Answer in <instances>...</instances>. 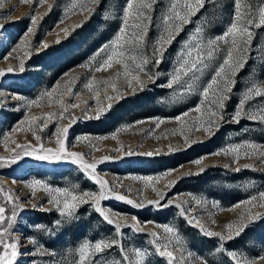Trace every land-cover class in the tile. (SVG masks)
<instances>
[{"label":"rangeland","instance_id":"rangeland-1","mask_svg":"<svg viewBox=\"0 0 264 264\" xmlns=\"http://www.w3.org/2000/svg\"><path fill=\"white\" fill-rule=\"evenodd\" d=\"M148 2L151 9L142 11L150 21L129 17L126 30L131 34L135 23L147 26L142 49L130 53L137 59L125 61L128 71L138 74L144 82L141 88L138 81L125 75L123 63L95 71L111 53V47L104 49V46L111 45L124 26L123 16L129 0H44L42 3L39 0L27 3L0 0V70L5 73L0 76V157L8 158L0 160V207L5 208L6 218L0 223V232L7 227L8 218L15 211L12 227L3 236L6 243L19 241L13 264H78L80 246L85 242L94 245L100 240H119L125 251L113 246L93 254L86 264H137L135 249L147 254L145 264H169L168 258L160 256L153 243L154 240L167 243L163 237L169 234L164 233V225L175 228L184 242L182 251L179 246L173 249L170 245L179 264H202L204 260L208 264H237V260L243 264L245 259L264 264L260 259L264 256V199H261L264 179L256 171H264V162L257 155L245 157L243 149L238 162L232 154H215L228 146L245 143L259 145V151L264 152V121L243 116L238 123L233 120L247 89L253 84L264 88V25L256 26L264 0H240L241 16L253 20L249 27L252 37L243 67L237 68L234 76L226 67L225 73L217 77L220 88L224 76L234 83L229 85L231 91L215 117L209 115L218 110L215 97L210 90L205 99L202 91L226 59L230 44L219 42L218 49L211 58L205 59L206 67L196 73L195 80L189 79V73L179 83L168 85L175 69L186 58L189 42L206 44L209 39L223 35L234 22L235 0H203L197 5L188 22L181 25L180 32L174 33L172 43L165 44L159 64L152 59V53L156 42L166 35L164 17L169 15L173 3L177 4L176 11L183 15L184 5L196 4V0ZM99 34L104 36L93 44ZM238 55L233 50V57ZM141 56L148 58L149 63L144 71L138 72L135 65L140 63ZM8 68L13 71L7 72ZM89 83L92 88L86 87ZM188 84L193 85L191 91H187ZM156 86L164 88L158 90ZM145 89L151 91L157 112L139 113L143 110L135 109L128 98ZM47 93L52 95L49 97ZM33 100L38 104L29 103ZM72 104L78 107L73 108ZM181 104L184 106L179 111L169 112ZM163 110L166 112H160ZM109 111L113 113L104 119L102 129H85L87 120L104 117ZM244 111L264 114V96L249 100ZM48 113L53 115L48 117ZM210 119L216 123L208 132L205 129ZM65 127H68L66 138L62 131L57 132L58 128ZM37 135L40 140L36 139ZM57 137L64 139L68 151L82 153L86 162H95V174L108 182L107 187L113 193L126 197L120 200L109 194L100 203V207L110 213V218H119L122 225L119 232L104 220L90 200L79 204L74 216L66 218L48 203L51 194L40 187L35 190L28 187L30 182L38 180L53 189H69L77 194L99 193L100 185L81 164L72 159L40 160L36 155H22L20 160L10 162L12 149L22 151L16 148L17 144L30 143L37 149L43 144L44 148L56 149L59 147ZM83 137L88 140L81 139ZM185 149H189L187 159L172 165L167 163L178 156L177 151ZM105 156L108 159H103ZM197 160L202 162L197 164ZM212 164L234 170L252 169L236 179L250 192L233 203L223 204L204 190L179 188V180L184 175L198 173ZM166 172L169 174L164 175ZM149 176L160 179H154L147 186L143 179H137ZM158 193L164 195L161 197ZM6 194L13 199L9 200ZM252 197L257 199L252 201ZM196 200L203 203L197 204ZM246 201L251 203H244ZM137 204L141 206L136 207ZM143 208L151 214L164 208L168 215L160 220L140 219L134 210ZM193 216L205 229L223 236L231 234L232 238L221 240L206 235L200 226L191 222ZM229 223L233 224L231 233L226 228ZM137 224L140 231L132 226ZM153 232L159 233L161 238L152 236ZM230 253H235L237 259Z\"/></svg>","mask_w":264,"mask_h":264},{"label":"snow or ice","instance_id":"snow-or-ice-1","mask_svg":"<svg viewBox=\"0 0 264 264\" xmlns=\"http://www.w3.org/2000/svg\"><path fill=\"white\" fill-rule=\"evenodd\" d=\"M22 2L27 3L29 0H22ZM39 2H44V0H39ZM203 0H196V4H185L184 7L186 9L185 14L181 15L180 12L176 11L177 4L173 3L170 8L169 15L164 17V32L166 35H162L160 39L156 42L154 46V50L152 53V59L155 61L156 64H159L161 62V59L163 57V52L165 50L164 46L165 44H171L172 40L175 38L174 33L178 34L181 30V25L183 23L188 22L189 15L196 10V6L202 4ZM236 2V12H235V18L234 22L230 24V26L227 28V30L224 32L223 35L218 36L214 39H209L207 43L205 44L203 41H198L195 45H192L191 42H189V46L187 48L186 52V58L182 59V62L180 63L179 67L175 69L174 74L171 76L169 87H171L173 84H177L181 81L182 77L189 76V73H191V76L189 79L195 80L196 79V73L198 71H201L204 67H206V64H204V61L206 58H211L213 53L218 49V45L220 41H223L226 44H230V48L227 51V57L224 60L223 64L219 67V69L216 71L215 75L211 79V81L203 88L202 95L205 99H207L210 90L212 91L215 100L214 103L218 105L217 111H211L209 113L210 117H215L218 115V111L220 109H223L224 107V100L226 98V94L231 91V88L229 85L234 83V80L230 79L228 76H224L223 78V87L220 88V81L217 79V77H221L222 74L225 73V68L228 67L230 69L231 76L235 75V71L237 68L243 67V60L244 56L247 52V46L251 41L252 33L249 31V27L253 24L252 19H247L241 16L240 12V0H235ZM135 6V9H134ZM151 3L148 2V0H129V3L127 4V7L124 12L123 16V27L120 29L119 33L116 35L114 40L111 42V45H105L104 49H107L111 47V53L106 57V59L103 61V63L95 68V71H102L106 70L107 68H111L114 64H120L123 63V67L125 70L126 76H131V79L136 80L139 82L140 87L142 88L144 86V82L140 79V76L138 74L132 75L129 71V65L127 60H133L135 61L137 59V56L130 55V53L137 52L143 47V41L144 36L147 32V26L142 25L141 23H135L132 25V28L134 31L129 34L126 30L128 28V21L129 17H133L136 20H140L141 17H143L145 20L150 21V17H144L143 11L144 9H151ZM33 24L35 23L36 17L33 15L31 17ZM264 25V6L259 7V23L256 26ZM32 29H29V32H31ZM198 32L200 29L197 30ZM239 42V46H238ZM104 49H101L103 51ZM233 50H236L239 55L238 57H233ZM149 63V59L146 57L141 56L140 57V63L135 65V68L137 71H144L146 65ZM20 70L23 71V61L20 63ZM12 68H8L7 72H12ZM5 73L4 71L0 70V76H3ZM119 75V73L117 74ZM88 88H92V84L89 83L86 85ZM112 87L115 89V84H112ZM193 88L192 84L187 85V91H191ZM217 91L219 94H217ZM47 95L50 97L52 94L47 93ZM264 96V88H261L257 84H253L251 87L247 89V92L243 96V98L240 100V103L238 105L237 110L235 111L233 115V120L235 122H239L242 116L247 119L251 120H260L264 121V114L261 113H247L244 111L245 104L249 101L254 99L255 97H261ZM30 104H38L37 101L33 100L29 102ZM62 103V101H61ZM71 107L75 108L78 107L77 104H72ZM196 111L199 112L200 108L197 107ZM53 114L48 113L47 116L51 117ZM186 115V114H185ZM176 119H180V117H177ZM162 121H158L157 123H161ZM216 123L215 120L210 119L208 122V126L205 129L208 132H211L212 126ZM63 132L64 137L66 138L68 127H65L63 129H57V132ZM37 140H40V136H36ZM85 141L88 140L87 137L81 138ZM187 139V137H185ZM56 144L59 146L56 149H48L44 148L43 144L39 146V149L33 147L30 143L28 145H16V148H20L22 151L17 152L16 149H12V157L11 161L12 163L20 160L23 156H32L36 155L37 159L40 160H48V159H72L76 163L81 164L86 172H88L90 178L94 180L97 184L100 185V191L99 193L96 192H84L81 194H77L75 191H70L69 189H60V188H51L49 185L42 183L41 181L34 180L29 183L28 187L35 190L37 187L42 188L46 193L51 194L50 198L48 199V203L54 205L56 207L61 216H64L66 218H71L75 214V209L78 207L79 204L82 203H88L89 200L93 202L94 207L97 211L101 213L104 220L107 221L110 224H113L114 227L119 232V229L122 227L121 223L119 222V218H110V213L105 212L101 207L100 203L102 200H105L108 198L109 194L116 195L120 200H125L126 197L124 195H120L118 193H113L112 189L107 187V181L103 180L102 178H99L95 174L96 169V163L92 162H86L84 160L83 154L78 152H71L68 151L65 146L64 139H60L57 137ZM5 145L7 146V138H5ZM261 146L256 145L254 143H245V144H238V145H232L228 146L224 149H222L220 152L215 153L217 155L219 154H232L234 159L238 162L240 155H241V149H243V155L245 157H251L252 155H257L258 158L261 160V162H264V152L259 151ZM44 153V154H38V153ZM131 154V153H129ZM148 155H151L152 153H147ZM8 158L0 157V160H7ZM103 159H108L107 156H105ZM202 161L197 160L195 163L200 164ZM244 167H250V165H245ZM239 170V169H237ZM169 173H164V175H168ZM137 179H143L146 183V186L148 183L153 182L154 179L158 180L160 177H142ZM171 183V182H170ZM155 190V189H154ZM34 195V191L32 193ZM7 198L9 200H12L13 197L10 194H6ZM161 197L164 195L163 193H158ZM62 197V199H61ZM87 198V199H86ZM256 197H252L251 200H256ZM261 199H264V194H261ZM129 204H132V200H127ZM197 204H202L203 201L196 200ZM149 203H158V201H149ZM244 203H251V201H246ZM141 205L137 204L136 207H140ZM239 205H237L238 207ZM264 206V205H262ZM5 208L0 207V223H3L5 221ZM16 212L13 211L12 216L9 219L7 227L3 229L2 232H0V245L3 246V251L0 252V264H13V261L15 260L18 252V240H14L12 242H5L3 239V236L8 233V230L12 227V221L15 220ZM191 222H194L198 226L201 227V230L205 232L208 236H217L220 237L221 240H228L231 239V234L227 236H223L220 233H216L210 230L205 229L202 225H200V222L198 219L195 218V216L192 217ZM59 223V222H57ZM133 227H136L137 231H140L141 228L137 225H132ZM226 228L229 230V233H231V230L233 228V224L229 223L226 225ZM242 230V229H241ZM163 231L166 234H169L163 239L167 240V243L160 244L157 243L156 240L153 241L154 244H156V251L159 253L160 256H164L168 258L169 264H179L176 255L174 254V250L170 249V245L174 249L176 246H179L180 250H183V241L179 237L178 232L175 228L164 225ZM237 234H239V231H237ZM152 236L157 237L160 239V234L157 232L151 233ZM173 241L175 244H173ZM35 243V241H32ZM113 246H119L121 252H124L122 245H120L119 240H111V241H105L100 240L97 241L94 245L90 242H85L80 246L78 249L79 252V260L78 264H86V262L90 261V257L95 253H102L105 251V249L111 248ZM10 250V251H9ZM135 255L137 257V264H145L146 256L147 254L144 251H141L140 249H135ZM232 258L235 260L237 259L235 253H230ZM124 259L127 260L128 256L127 254L124 255ZM261 260H264V256L260 257ZM113 264H119V262H113ZM202 264H208L206 260L202 262ZM237 264H240V261L237 260ZM243 264H256V261L254 260H247L245 259Z\"/></svg>","mask_w":264,"mask_h":264},{"label":"trees","instance_id":"trees-1","mask_svg":"<svg viewBox=\"0 0 264 264\" xmlns=\"http://www.w3.org/2000/svg\"><path fill=\"white\" fill-rule=\"evenodd\" d=\"M104 36V34H99L94 40L93 44L99 42V40ZM158 90H162L163 86H156ZM152 94L150 90H141L139 92L134 93L131 96H128L131 99L132 105L135 109H141L142 114H150L153 112H157V107L152 102ZM184 104H181L179 107L173 110H169V112H177L179 111ZM162 113L166 111H160ZM168 112V110H167ZM113 111H109L104 117H97L85 122V129L86 130H95V129H102L100 125L103 124L104 119L108 116H111ZM187 150L177 151V157L169 160L171 165L175 164L177 161L185 160L188 158L186 154ZM252 169L249 168H240L239 170H234L226 166L212 164L206 166L203 170L195 174H186L179 180V188L188 189L191 191L196 190H204L211 196L217 198L223 204H229L237 201L238 199L242 198L245 194H248L250 190L247 188L242 187V183L236 181L244 175V172H250ZM260 174L261 177L264 179V171L263 170H256ZM264 183V182H263ZM135 214L140 219L146 218H155V219H165L167 217L166 209H159L154 212V214L148 213L146 208L134 210ZM189 229L197 230V228L193 225L186 226ZM203 238H208L206 236H202Z\"/></svg>","mask_w":264,"mask_h":264}]
</instances>
